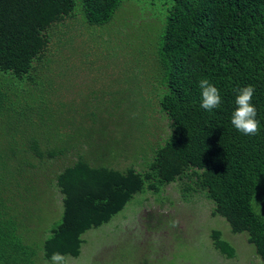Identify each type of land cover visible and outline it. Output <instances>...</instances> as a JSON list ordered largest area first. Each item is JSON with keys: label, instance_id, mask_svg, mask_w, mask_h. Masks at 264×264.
I'll list each match as a JSON object with an SVG mask.
<instances>
[{"label": "trees", "instance_id": "16d2710c", "mask_svg": "<svg viewBox=\"0 0 264 264\" xmlns=\"http://www.w3.org/2000/svg\"><path fill=\"white\" fill-rule=\"evenodd\" d=\"M126 1L0 0V119L13 112L35 121L37 77L65 66V54L59 53L62 42L56 39L82 21L81 14L90 25H125L122 33L137 46L143 44L148 34L126 32L135 28L127 16L118 23ZM171 1L170 7L165 4L168 15L158 18L160 25L154 23L161 46L147 53L142 65L152 76L142 84L149 103L92 107L86 118L97 123L99 147L111 142L112 148H104L108 160L101 152L49 147L36 138H27V148L19 153L0 152V264H36L34 243L19 232L16 198L32 189L36 198L39 191L32 184L47 169L55 173L63 207L60 221H53L43 242L47 260L54 252L80 256L83 234L111 221L136 193L146 188L158 193L180 181L184 197L204 194L214 202L213 215L225 217L235 233L248 232L264 264V0ZM140 2L148 7L157 1ZM123 34L119 38H126ZM202 78L219 89V108L200 107ZM247 85L255 88L252 103L260 122L256 135H244L231 123L237 90ZM156 105L170 121L169 133L153 115ZM48 110L43 113L51 116ZM105 124L122 130L123 138L108 137ZM87 136L94 148V133ZM129 150L133 163L125 169L111 165L110 157H129ZM212 239L216 249L235 257V248L221 231L214 230Z\"/></svg>", "mask_w": 264, "mask_h": 264}, {"label": "rangeland", "instance_id": "374dc122", "mask_svg": "<svg viewBox=\"0 0 264 264\" xmlns=\"http://www.w3.org/2000/svg\"><path fill=\"white\" fill-rule=\"evenodd\" d=\"M155 2L156 5L145 7L140 0H128L118 12L119 24L127 16L135 26L126 32L142 30L148 34L138 46L131 36L127 38L122 33L125 25L120 29L111 28V22L90 25L81 13L82 21L76 26L72 24L67 29L61 26L64 30L59 32L56 41L62 42L59 53L65 54L62 56L65 66L47 69L44 78L37 77L39 86L36 94H32L38 113L35 121L18 118L13 112L0 119V152L19 153L18 149L27 148L24 145L27 138H36L49 147H79L101 152L108 160L104 148H112L111 142L99 147L97 123L90 124L86 118L90 117L92 107L124 105L133 100L135 104L149 103L148 90L142 89V84L149 82L151 74L142 65L146 54L161 46L162 39L154 23L160 25L158 18L168 15L172 3L171 0ZM127 20L124 19V24ZM119 34L126 38H119ZM40 102L44 104L43 111L49 107L53 117L43 113ZM156 109L159 110L158 105L152 108L153 115L165 134L169 133L170 121ZM105 126L108 137L116 134L118 139L123 138L122 130H116L114 125ZM93 133L96 140L91 148L86 139L90 137L86 135ZM19 141L21 146L17 144ZM142 141L145 148V138ZM127 153L129 157H110L111 165L120 169L128 167L134 161L132 150ZM136 165L142 169L141 161ZM53 174L47 169L33 182L32 186L39 191L36 198L32 196L33 189L16 198L19 232L27 243H34L32 246L38 251L36 264H50L44 258L43 242L50 234L53 221H60L63 211L62 195ZM214 206L202 193L184 197L180 181L163 187L158 193L146 188L136 193L111 221L85 232L80 256H64L66 264H263L255 245L248 241V232H233L225 217L213 215ZM214 230L221 231L222 238L235 248V257L229 258L215 248Z\"/></svg>", "mask_w": 264, "mask_h": 264}, {"label": "clouds", "instance_id": "9594fccd", "mask_svg": "<svg viewBox=\"0 0 264 264\" xmlns=\"http://www.w3.org/2000/svg\"><path fill=\"white\" fill-rule=\"evenodd\" d=\"M198 87L201 89V108L212 111L221 106L220 91L209 79H200ZM254 94V86L247 85L239 88L235 97L236 108L232 113L231 123L237 131L244 135H256L260 131V122L256 119L257 108L252 103ZM50 264H66L64 255L54 252L50 258Z\"/></svg>", "mask_w": 264, "mask_h": 264}]
</instances>
